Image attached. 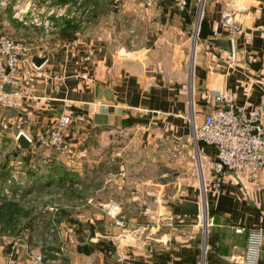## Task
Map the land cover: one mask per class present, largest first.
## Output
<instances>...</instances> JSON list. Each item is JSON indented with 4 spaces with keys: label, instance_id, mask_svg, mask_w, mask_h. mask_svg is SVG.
Masks as SVG:
<instances>
[{
    "label": "crops",
    "instance_id": "obj_1",
    "mask_svg": "<svg viewBox=\"0 0 264 264\" xmlns=\"http://www.w3.org/2000/svg\"><path fill=\"white\" fill-rule=\"evenodd\" d=\"M190 9L192 11V2ZM227 15L234 17L239 27L237 32L226 25ZM186 17L191 19L190 14ZM202 18L207 35L196 41L190 61L172 65L171 77H166L147 60L151 57L150 49L138 47L128 51L123 47L121 51H110L103 44V38L83 37L70 48L38 55L47 58L40 68L22 64L19 72L22 98L18 108L0 111V137L5 130L13 134V138L19 131L34 137L49 131L59 116H70L67 129L70 152L66 153L67 159L60 157L65 162L57 167L67 166L74 180L69 184L71 187H81L82 171L93 168L94 164L79 160L90 148L77 146L84 140L89 142L97 133L135 132L146 144L141 146L143 148L152 147L164 138L178 141L181 145L179 159L190 171L191 177L186 179L193 188L182 193L178 202L201 204V191L197 186L200 182L207 186L204 201L211 210V217L205 230L207 246L202 264H241L246 234L237 233L235 228L264 229V168L257 175L225 171L224 184L218 193L212 187L213 171L208 166L204 170L203 166L213 155V149L200 147L201 172L190 162L195 148L191 153L188 147L193 123L200 124L216 106L215 93H224L236 106L248 110L262 95L261 88L252 82L264 79V0H205ZM209 31L213 36L208 35ZM212 39L231 42L234 58L231 66L227 62L231 55L225 48H210L208 42ZM98 102L108 108L104 109ZM131 117L146 119L148 124H139L144 127L140 130L136 128L138 123L131 126L127 123V129H122ZM195 173L197 179L193 176ZM86 197L83 199L86 204L92 202V194ZM130 200L138 202L139 206L141 202H153L152 206L137 211L153 220L144 240L139 237L138 241L127 244L128 236L123 235L113 254L96 250L85 256L68 248L71 255L86 264H200L204 230L194 218L182 217L172 229L156 226L162 206L158 204L155 190L134 193ZM80 201L78 198L70 201L75 216L78 215L73 210L78 209ZM99 218L96 216L95 220L99 222ZM92 222L94 228L96 223ZM60 223L70 227L63 221ZM142 230L145 226L136 223L132 233L138 235ZM87 233L91 235L82 229L81 234ZM106 241L109 242V238ZM85 246L89 245L82 247ZM71 259L65 264H72ZM23 260L21 264H30ZM259 264H264V238Z\"/></svg>",
    "mask_w": 264,
    "mask_h": 264
},
{
    "label": "rangeland",
    "instance_id": "obj_2",
    "mask_svg": "<svg viewBox=\"0 0 264 264\" xmlns=\"http://www.w3.org/2000/svg\"><path fill=\"white\" fill-rule=\"evenodd\" d=\"M10 2L11 0H0V34L23 43L29 49L30 56H42L55 50L70 48L83 37L94 40L103 38V44L110 51H121L123 47L128 51L138 47L150 49L151 57L147 60L166 77L174 74L172 65L190 61L194 41H199L200 27L197 37L195 29L198 20L201 22L200 15L205 4V0H193L191 19L187 20L176 12V6L169 1L152 5L148 0H67L65 4L58 3V0H17L11 4L12 14L8 15ZM136 128L141 130L144 127L138 123ZM122 129L127 128L123 126ZM134 133L125 132L121 135L102 132L97 133L89 142L82 141V145L77 147L90 149L79 160H87L89 165L93 162L94 164L93 168L82 171L81 187H71L67 181L57 183L58 178L55 175L52 183L45 184L53 173L52 168L64 161L60 157L63 155L68 158L66 153L43 150L33 155L26 164L24 158L28 154L20 151L13 134L5 130L0 137V167L6 165L10 176L17 173L21 180H18L16 190L10 189L8 184H0V207L6 203L17 206L10 221L0 222V234L5 229H10L19 238H25L37 218L34 211L36 205L50 204L66 211L63 222L65 226H70L73 235H80L82 229H85L94 238L98 237L94 243L109 238L114 249L111 252H116L117 242L122 238L120 236H128V241L125 239L127 244L138 241L139 237L144 240L153 220L137 211L138 208L152 206L153 202H141L139 206L130 197L134 193L155 190L158 204L162 206L159 213L168 214L179 203L182 193L193 188L186 179L191 177L190 171L184 168L179 159L181 145L178 141L164 138L155 142L152 147L143 148L141 146L146 144L142 143L141 135ZM194 148L189 137L188 150L192 153ZM195 161L192 156L190 162L201 171V166ZM203 166L204 170L208 169V160L203 162ZM117 173L121 175H116ZM193 176L197 179L196 173ZM38 177H42L41 183L26 192L28 180L33 181ZM200 183L197 187L201 191V204L204 202V213L209 225L211 210L205 204L206 191L203 183ZM5 192L10 193L11 198ZM88 194H92V202L86 204L83 199ZM15 195L18 196L15 198ZM74 198L81 200L78 209L73 210L78 216L70 209L73 206L70 201ZM25 199L28 202L24 203ZM111 201L120 205L121 212L129 222L124 233L113 229L109 218L103 212V206ZM134 214L137 215L133 216ZM96 216H100L99 222L95 220ZM70 220L72 222L68 223ZM203 220L204 217L198 221V225L204 230L200 264L204 261L207 246V227ZM90 221L96 223L94 229H90L93 225ZM136 223L141 227L145 226V230L135 236L132 231ZM45 242L47 243L42 242V246ZM70 251L76 252L73 249ZM70 251L66 249L65 254L68 260L72 258V264H86L84 260L78 261L76 256L73 257ZM22 258L24 259L23 253L20 260L24 262Z\"/></svg>",
    "mask_w": 264,
    "mask_h": 264
},
{
    "label": "built area",
    "instance_id": "obj_3",
    "mask_svg": "<svg viewBox=\"0 0 264 264\" xmlns=\"http://www.w3.org/2000/svg\"><path fill=\"white\" fill-rule=\"evenodd\" d=\"M164 1H171L182 13L190 11L192 2V0H148V3L159 5ZM200 17L202 18V14ZM225 23L235 32L239 30L234 17L227 15ZM199 25L198 20V30ZM28 52L29 49L23 43L0 34V111L16 109L19 106L22 98L19 90L20 67L22 64H27L30 68L34 67L31 63L32 56ZM233 59L232 55L228 58L229 66L234 63ZM252 85H258L262 95L251 110L236 106L224 93L218 92L214 95L216 106L203 117L200 124L192 125L191 141L195 146L194 159L199 163V167H202L199 143L214 151L208 160V167L214 175L212 187L218 193L224 184L225 171L257 175L264 168V79H255ZM8 88L11 90H7ZM244 95L247 96L246 93ZM97 104L104 109L108 108L100 102ZM70 123V116L63 114L57 118L49 131L36 134L34 137L19 131L14 139L16 140L21 134L24 135L30 143L29 151L32 153L43 150L69 153L71 147L67 139V129ZM18 175L13 174L8 183H19L18 180L21 179ZM202 186L206 191L207 186L204 182ZM5 194L11 198L10 193L5 192ZM17 196L15 195V198ZM58 208L55 205H36L37 218L23 239L14 235L10 229H5L0 234V264H21L22 253L30 264H65L68 260L66 249L77 250L97 240L98 237L94 238L88 234L83 243L78 242L76 239L78 235H73L69 228L63 227L57 221ZM103 212L109 218L113 229L122 233L126 231L128 223L117 202L111 201L104 205ZM181 218L172 212L161 214L158 216L156 226L172 229L180 223ZM194 219L200 221L201 214ZM205 223V227H208V219ZM235 231L246 234L241 264H259V253L264 238L263 227H236ZM42 240L47 241L44 246Z\"/></svg>",
    "mask_w": 264,
    "mask_h": 264
},
{
    "label": "trees",
    "instance_id": "obj_4",
    "mask_svg": "<svg viewBox=\"0 0 264 264\" xmlns=\"http://www.w3.org/2000/svg\"><path fill=\"white\" fill-rule=\"evenodd\" d=\"M17 0H11L8 8H7V12H8V15L12 14V5L14 2H16ZM67 2V0H58V3L60 4H65ZM166 2V1H164ZM171 2V1H169ZM176 12L183 16V18H186V15L188 14H191V9L188 13H182L180 12L177 8H176ZM207 35V26H206V23H205V20L202 18L201 22H200V30H199V38H204L205 36ZM129 120H127L125 123H124V126L127 125ZM205 146L203 143H199V147H203ZM21 151V150H20ZM26 153L28 154L24 159H25V163L27 164V162L33 158V155H36L37 153H32L31 151H26ZM1 171H0V184L3 185V184H8L10 186V189L12 190H16L18 188V185H16L15 182H11V183H8V181H11L12 179V176H10V173L9 171L6 169V165L5 166H1ZM67 171V173H66ZM52 174L49 175L48 177V174H47V181L45 184H49V183H52V180L54 181V178H53V175H55L57 179V183H65L66 181L69 182H72L74 181L73 178H72V174L69 170L65 169V168H62V167H56L54 166L52 168ZM30 175V174H29ZM41 178L42 177H38L36 178V180H33L31 181L28 180V184H27V191L26 192H30L31 189L35 186H37L39 183H41ZM0 185V186H1ZM17 210V206L14 204V203H6L5 205H3L2 207H0V222H8L10 221V219L13 217V213L16 212ZM66 211L62 208H58V212H57V221L58 222H62L64 220V216L66 215ZM127 221V219H126ZM72 222V220L68 221V223ZM128 222V221H127ZM32 227V226H31ZM30 227V228H31ZM90 229H94L93 226L90 228ZM96 250H100V251H103V252H106V253H110V254H113L114 252H111L113 251V247L111 246V244L106 241V240H101L97 243H92V244H89V246H85V247H82V248H79L77 249L76 251L78 253H81L85 256H88L90 255L92 252L96 251ZM208 254V253H207ZM206 254V257H208V255Z\"/></svg>",
    "mask_w": 264,
    "mask_h": 264
},
{
    "label": "water",
    "instance_id": "obj_5",
    "mask_svg": "<svg viewBox=\"0 0 264 264\" xmlns=\"http://www.w3.org/2000/svg\"><path fill=\"white\" fill-rule=\"evenodd\" d=\"M208 35L213 36V33L209 31ZM208 43L211 49L220 50L221 48H225L226 52H228L229 55H232V47H231L230 41L222 42L221 40H218V39H212ZM195 44H196V40L194 41V47H195ZM46 60H47L46 57L32 56L31 63L35 68H40L46 62ZM136 123L148 124V120L142 119V118L131 117L128 122V125L131 126ZM16 144L21 151H29L30 149L29 141L22 134L17 137ZM203 207H204V202H202V204H198V203H192L188 201H181L172 207L171 212L180 217L197 218L200 216V214L202 215ZM85 237L86 235H83V237L80 236V237H77L76 239L78 242L83 243Z\"/></svg>",
    "mask_w": 264,
    "mask_h": 264
},
{
    "label": "bare ground",
    "instance_id": "obj_6",
    "mask_svg": "<svg viewBox=\"0 0 264 264\" xmlns=\"http://www.w3.org/2000/svg\"><path fill=\"white\" fill-rule=\"evenodd\" d=\"M25 5V4H24ZM27 8V7H26ZM196 31L195 32H197V34H196V37H197V35H198V28L197 29H195ZM204 207H205V205H204ZM204 207H203V209H202V215H201V218L203 219V217H204V222H206V214L204 213ZM208 219V218H207Z\"/></svg>",
    "mask_w": 264,
    "mask_h": 264
}]
</instances>
